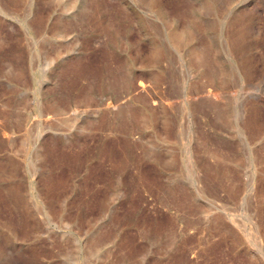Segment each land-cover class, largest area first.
I'll list each match as a JSON object with an SVG mask.
<instances>
[{
  "label": "rangeland",
  "instance_id": "374dc122",
  "mask_svg": "<svg viewBox=\"0 0 264 264\" xmlns=\"http://www.w3.org/2000/svg\"><path fill=\"white\" fill-rule=\"evenodd\" d=\"M10 1L0 0V264H264V198L248 187L250 152L264 171V97L249 101L243 143L236 111L245 93L231 72L222 125L186 104L174 49L170 64L141 68L144 0H94L89 13L84 0H35L32 14L28 0ZM201 1L160 0L156 46L167 29L187 31ZM72 2L78 23H59ZM233 2L231 42L264 82V0ZM202 13L193 36L221 48L226 15ZM33 184L56 208L52 219Z\"/></svg>",
  "mask_w": 264,
  "mask_h": 264
},
{
  "label": "bare ground",
  "instance_id": "6f19581e",
  "mask_svg": "<svg viewBox=\"0 0 264 264\" xmlns=\"http://www.w3.org/2000/svg\"><path fill=\"white\" fill-rule=\"evenodd\" d=\"M11 1L20 2L21 0H11ZM93 1L94 0H84L83 10L88 12V13H89V11L94 10V6L92 4ZM144 1H145V10L144 11H146L145 15L147 16L146 20L148 21V23L145 24L146 27H145V31H144V41H145V44H146L145 48H147V49L143 51L145 53V55H144L145 60L143 61L141 68L144 69L145 72H151L152 71L151 67L153 65V62L156 60V58H162V57H167V62H168V64H170L171 63V59H169V56H167V53L171 49L172 50L174 49L179 54L180 70L184 74V79L182 80L183 81L182 91H183L184 97L186 98V104L189 105V107L192 108L194 112L198 111L199 108L201 110H206V111L212 112V114L215 115L216 122H218V123H220L222 125L227 124V121H228V119L230 117L229 116V105L227 104L228 101H229L228 100L229 98L222 92V90L225 89L226 85L230 84V83L227 84V79L231 78V76L229 77V74L231 72L232 76L235 77V79H237L239 85L241 86V88L244 90L243 92L245 93V95L242 97L244 99V101H243V103L240 104L239 108L236 111V119H237V122H238V128L237 129H239V133H240L239 135L241 136L240 138H242L241 141H243V143L248 144L247 132L244 131V129L242 128V125L246 126L245 125V123L247 121L246 118L248 117L247 114H248L249 109H250L248 107L249 101H252L254 103H258L260 101V99L264 97V82H261L262 81L261 79L257 80V77L259 76V73L255 72V70L251 66H249V64L245 65L243 63V61L239 60V59H242L241 58L242 54L240 53V50L236 49L234 44L231 42V38H230L231 36H230L229 32H230V29L232 28V23H230L229 19L231 20V17L234 18L235 16L239 15V11H234L235 5H234L233 0H202L201 3L199 4L200 8L193 12V20H192L191 24H189V27L187 26V31L179 32L177 28L171 29L169 31H167L168 30L167 29L165 31L164 40H163V43L161 44V46H156V44L154 42V39L152 37V35H153L152 30L150 29V26H151L153 18H159L162 22H164V26H166V24H165V20L166 19H165L164 15H163L162 8H160V4H161L160 0H144ZM21 2H23V0ZM35 4H36L35 0H28L27 1V7H28V10H29L30 14L33 13ZM75 7H76L75 2H72L70 5L64 7L62 17H60L61 19H59V23L63 22V18H67V20H69V22L72 21L71 22L72 24H73V21L78 23L77 19H79L80 16L78 17V15L76 13H73V10H75ZM1 8L2 7L0 6V10H1ZM3 9L4 8H2V10ZM204 9H207L208 11H210L212 13L218 14V16H219V14L226 15L223 18H225L224 20H227L228 22H225L223 24L222 29H221V33H222L223 36H221V48H219V49H217L214 46V44L209 39L205 40V42H203V41L199 42L198 38H197V35H196V37L193 36L192 32H193L194 25L197 22L201 23L200 22V21H202L201 13H202V10H204ZM3 11H6V10H3ZM88 13H87V15H88ZM84 15H86V14H84ZM90 15H89V17H91ZM84 19H85V17H84ZM42 21H44V20H42ZM81 22H83V21H81ZM81 22H79L80 25H81ZM42 24H43V22H42ZM40 26H41V24H40ZM63 26H64V24H63ZM66 26H64V27L66 28ZM201 26L202 25H200L199 27H201ZM37 27L38 26H36L34 28H37ZM64 27H62L63 30H60L59 33L57 34V36H56L57 38L62 39L64 34H66L65 30H64ZM151 28H153V27H151ZM204 29H206V28H204ZM188 30H190L191 32H189ZM201 30H202V28H201ZM25 31H27V30L25 29ZM198 31H200V30H198ZM106 33L107 32H105V34ZM67 34H68V32H67ZM64 38L65 37H63V39ZM206 39H207V37H206ZM203 40H204V38H203ZM236 45H237V43H236ZM109 46H110V50H112V52H114V53L117 52L120 49L118 43L114 42V41H112L111 44H109ZM80 49H81V44L78 45V49L75 50L74 53L75 54H79L80 53ZM32 55H33V52H31V57H32ZM57 55H58L57 56L58 60L64 58V57L63 58L59 57L60 54H57ZM67 56H69V55H67ZM57 59L55 58V59L47 60L45 62V69H49L51 66H53L55 64V62H57ZM131 66H132V64L129 67H131ZM139 66H140V64H139ZM31 69L32 70L34 69L32 63H31ZM120 72H121V70H120ZM171 79H172V83H175V82L178 83V77H177L176 74L172 75ZM229 81L230 80H228V82ZM181 84H182V82H181ZM139 88H140V91H144L146 89L145 81H142V80L139 81ZM145 91H147V90H145ZM116 107H118V106H116ZM114 109H116V108H114ZM115 113H116V111H115ZM194 114H197V113L195 112ZM122 116H123V114H122ZM194 137L196 138L197 141L199 140L198 139L199 138L198 135H195ZM41 149L43 150V147H41ZM195 152H196V150H195ZM192 153H194V152H192ZM36 155H38L37 157L39 158V157H41L42 154H41V152H39V154H36ZM199 155H201V154H199ZM193 157H195V155ZM211 158H214V157H211ZM197 159H199V157L196 158V160ZM249 160H250L251 166L253 167V172H252L251 176L248 177V180H249L248 187H249L250 191H252V193L255 192L256 197H259L260 199H262V198H264V194H263V189L264 188H263V184H262V181L264 180V171L262 169L258 168V166L263 161L262 155H259L257 153V151L256 152L252 151V152L249 153ZM200 161H198V162H200ZM205 164H206V167L205 166L204 167L207 170L209 169L208 171L213 172L212 171L213 170L212 166L210 164L206 163V162H205ZM170 181H172V180H170ZM204 187H206V186H204ZM35 191H36V188H35V186L33 184L32 185V192H33V195H34L35 200L37 202L38 209L40 207V209L42 210L44 216L46 218H48V219H52V217L56 213L55 212L56 208L54 209L50 205L51 202L48 203L47 201L43 200L42 199L43 197L41 198V196L37 195L38 193L36 194ZM251 196L253 197L254 194L253 195L251 194ZM58 205H59V203H58ZM41 210H40V212H41ZM260 210L262 211V209H260ZM215 220H217V219H215ZM258 224H260L259 221H258ZM77 227H78V225H77ZM77 227H75V228H77ZM260 227H261V224H260ZM73 229H74V227H73ZM261 229H262V227H261ZM78 230H80V229H77V231ZM263 231H261L262 235H264ZM261 232H259V233L261 234ZM64 235L65 234H63L62 237L61 236L60 237L63 238ZM263 238L264 237H262V239ZM260 239H261V237H260ZM61 240H63V239H61Z\"/></svg>",
  "mask_w": 264,
  "mask_h": 264
}]
</instances>
